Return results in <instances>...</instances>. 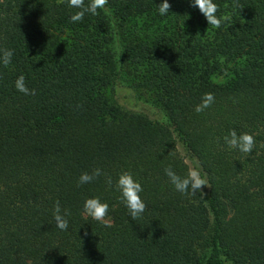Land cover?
<instances>
[{"label":"trees","instance_id":"obj_1","mask_svg":"<svg viewBox=\"0 0 264 264\" xmlns=\"http://www.w3.org/2000/svg\"><path fill=\"white\" fill-rule=\"evenodd\" d=\"M213 2L229 17L218 29L192 0H168L166 15L163 0H108L76 23L68 0H0V56L13 52L0 62V264H264V0ZM127 61L147 67L166 120L106 96L125 88ZM205 93L215 101L197 113ZM233 129L254 135L250 154L225 142ZM179 143L208 182L195 195L165 174L190 168ZM124 171L143 187L137 220L116 187ZM95 197L111 227L84 213Z\"/></svg>","mask_w":264,"mask_h":264},{"label":"clouds","instance_id":"obj_2","mask_svg":"<svg viewBox=\"0 0 264 264\" xmlns=\"http://www.w3.org/2000/svg\"><path fill=\"white\" fill-rule=\"evenodd\" d=\"M69 7L81 9L75 12L70 21L73 23L83 20L85 13L89 12L93 15L98 14V9H104L108 3V0H90L89 4L85 7L84 0H68ZM192 7H198L200 12L206 17L209 25L215 28H220L222 22L229 19L228 16L218 17V5L213 0H192ZM171 8L168 0H163V3L159 5V14L166 15ZM13 52L11 50H3L2 56H0V62L7 66L11 63ZM15 86L18 91L25 95H35V89H29L25 84V77L20 75ZM215 101L213 93H205L202 97V103L197 105L195 111L200 113L206 108H209ZM225 142L230 148H239L241 152L251 153L255 145L254 135L248 132L237 134L235 129L231 130L228 136H225ZM165 174L169 177L170 182L174 185L175 189L183 194H188L189 191L192 195H195L198 191H202L203 186L208 185L206 179L202 178L200 171L196 168H189L185 176L181 177L177 175L171 167L165 169ZM103 175L101 169H94L90 174L84 172L79 177V184L90 183L93 179ZM110 186L112 180L109 177L106 181ZM117 189L121 192L122 202L129 210L130 217L133 220H137L146 209V204L142 200L140 193L143 191L141 183L134 179L130 171H124L119 175L116 183ZM109 205L106 202H101L99 197L88 198L84 203V213L92 219L103 223L107 227H111V223L106 220L108 215ZM54 219L56 221V227L62 231H66L69 226L68 219L70 215L67 209L62 210L59 201L56 202L54 207Z\"/></svg>","mask_w":264,"mask_h":264},{"label":"rangeland","instance_id":"obj_3","mask_svg":"<svg viewBox=\"0 0 264 264\" xmlns=\"http://www.w3.org/2000/svg\"><path fill=\"white\" fill-rule=\"evenodd\" d=\"M122 42L123 38L121 40L117 38L113 43L117 69H119L121 65L120 57L125 54ZM146 68L145 65H137L127 61L126 64H124L120 77L125 88H114L110 86L106 89V96L111 102L121 106L125 110L141 112L158 121L166 120L167 115L162 108L158 95L153 90L148 89L143 82V74L146 73ZM224 78L223 75L215 76L217 81H223ZM178 148L190 167L195 168L183 145L179 143ZM105 219L108 220L107 218Z\"/></svg>","mask_w":264,"mask_h":264}]
</instances>
